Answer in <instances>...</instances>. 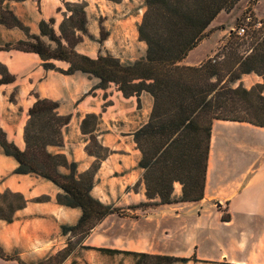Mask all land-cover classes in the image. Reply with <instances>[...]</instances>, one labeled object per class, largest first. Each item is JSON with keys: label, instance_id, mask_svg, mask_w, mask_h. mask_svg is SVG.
Instances as JSON below:
<instances>
[{"label": "crops", "instance_id": "obj_1", "mask_svg": "<svg viewBox=\"0 0 264 264\" xmlns=\"http://www.w3.org/2000/svg\"><path fill=\"white\" fill-rule=\"evenodd\" d=\"M63 1L85 2L88 6V31L93 38L84 37L76 48L79 54L97 58L109 53L124 63L145 56L147 46L138 33L142 20L120 14L121 2L111 6L104 0H26L9 2L8 6L30 34L38 36L42 20L55 18V29L59 30L64 19ZM102 26L107 38L100 42ZM224 32L231 34L230 30ZM26 39L21 29L0 25V46ZM0 64L15 77L14 83L0 85V130L21 150L25 149L28 113L37 98L58 102L59 114L71 116V120L63 129V146L50 151L67 155L84 173L96 159L87 153L89 140L81 131V123L87 115L101 116L98 139L111 153L96 174L92 194L104 204L118 208L120 214L107 217L83 241L82 247L92 249L78 247L64 264H134L132 256L98 249L188 259L173 264H264V128L248 123H215L204 198L199 202L140 207L148 200L142 183L144 170L139 167L141 153L133 133L147 123L152 97L143 94L141 102L145 108L142 105L138 109L137 99L125 98L115 86L93 91L97 79L80 72L64 75L44 69L41 58L34 53L0 51ZM55 64L62 69L69 67L65 62ZM262 81L256 74L244 75L241 80L248 89ZM106 93L108 100L104 98ZM107 101L112 105L103 110ZM17 167V161L6 156L0 146V195L19 194L27 201L24 208L16 211L12 223L0 219V249L4 254L0 264H34L64 250L69 236L63 234L62 227L76 225L82 216L81 209L57 202L61 191L55 184L34 175L16 174ZM176 186L175 194L180 197L182 187L180 183ZM41 197L49 200L38 202ZM130 221L132 232L121 224ZM143 222H163L161 237L151 228L148 236L140 233L138 224ZM203 231L208 239H200Z\"/></svg>", "mask_w": 264, "mask_h": 264}, {"label": "trees", "instance_id": "obj_2", "mask_svg": "<svg viewBox=\"0 0 264 264\" xmlns=\"http://www.w3.org/2000/svg\"><path fill=\"white\" fill-rule=\"evenodd\" d=\"M12 1L26 0H0V25L21 29L27 39L2 45L0 51L34 53L46 70L64 75L80 72L97 79L93 91L115 85L125 98L135 97L139 108L143 94L154 100L147 123L133 133L141 153L139 167L144 170L142 183L148 200L140 207L199 202L204 198L215 122L248 123L264 128V18L259 22L255 19L251 30H245L243 36L238 30L231 31L221 50L202 64L183 65L189 54L208 37L214 21L223 12L231 13L242 0H145L138 33L147 50L144 57L132 63H124L109 53L91 58L76 51L84 37L92 38L86 3L63 1L64 19L59 30L55 29V18L42 20L37 36L30 34L29 28L11 11L8 3ZM109 1L120 3L122 0ZM61 11L62 7L58 9ZM105 38L102 29L100 41ZM56 61L68 63L69 67L59 68ZM249 74L261 77L262 83L250 89L241 83L237 85ZM0 76V85L15 82V77L1 64ZM59 104L37 98L28 113L24 150L0 130L4 154L18 163L16 174L34 175L52 182L61 191L57 196L60 205L82 210L76 225L62 227L63 234L69 236L67 248L34 264H64L101 222L110 215L120 214L118 208L104 204L92 194L96 174L111 153L98 139L101 116L87 115L81 123V131L89 140L87 153L96 160L88 171L80 173L78 164L67 155L50 151L52 147L63 146V129L71 120V116L59 114ZM179 183L182 194L177 197ZM138 186L139 183L135 189ZM48 200V197L37 199L38 202ZM26 204L19 194L0 195V219L12 223L16 211ZM98 251L132 256L134 264L188 261L167 255ZM0 256L4 257L2 249ZM20 264L25 263L20 261Z\"/></svg>", "mask_w": 264, "mask_h": 264}, {"label": "rangeland", "instance_id": "obj_3", "mask_svg": "<svg viewBox=\"0 0 264 264\" xmlns=\"http://www.w3.org/2000/svg\"><path fill=\"white\" fill-rule=\"evenodd\" d=\"M104 1H106L105 4H109L111 6H115L114 4H116L115 2H112L109 0H104ZM122 1H121L120 6H118V7H120V12H119L120 14L121 13H123V14L128 13V15H132L134 17H139L142 20V16L144 14L145 5H146L145 0H122ZM83 3H85V2H83ZM114 11L117 12L116 9H114ZM263 18H264V0H242L231 13L228 14V13L223 12L222 15L219 16L218 19H216V21L210 27V33H209L208 37H206L207 40H205L202 44H200L195 50H193L189 54L187 59L183 62V65H196V63H198L199 61L204 60L206 58V56L207 57L210 56L208 54L213 52L215 49L214 53H212V56L210 58L214 57L215 54L217 52H219L221 50V48L227 42L226 39L228 38L229 33L224 32V31L230 30V32L231 31L236 32L237 30H239L237 28H239L240 26H241V28H244L245 30L249 31V30H251L250 26L252 25V23L255 19L259 22ZM260 26H261L260 24L257 25V28H259ZM102 29H103V33L106 34L105 28L102 26L101 32H100V39H101ZM222 34H223V36H222ZM86 37H88V36H86ZM106 38H107V34H106ZM103 41H100V42H103ZM139 52L141 53V50ZM208 59H205L204 62L207 61ZM240 83L244 86V83H242L241 81L237 85H239ZM112 86H115V85H112ZM108 97H109V95L106 93L104 95L105 100H108ZM110 105H112V102L107 101L103 105V110L107 109ZM142 105H144V102L143 103L141 102V108H142ZM137 108L140 109L138 107V102H137ZM143 108H145V105ZM218 122H220V121H217L215 123H218ZM218 129L222 130V133H223V131H224L223 128L219 127ZM225 134H227V133H225ZM220 140H221V138L219 137L218 145L216 148L217 158H219L218 151L220 148V146H219ZM176 190H177V188H176ZM177 192H178V190H177ZM118 218H120V220H122L124 217H118ZM137 218H139V217H137ZM132 221H133V219H132ZM132 223L133 222H131V221L130 222H122L121 223L123 226L122 228L124 230L129 231V232H132V231H134V228L132 227ZM162 223L163 222H161L159 224L157 222H150V223L143 222L141 224H138L139 225L138 230L140 233L146 234L148 236L149 228H151V229H153V233L155 232V234L158 237H161L162 232L164 230V223L163 224ZM180 230L181 229H179V231ZM212 235H215V234L213 233ZM206 236H207V233L203 231L202 235L200 236V239H208ZM142 238H144V237H142ZM147 238L148 237H146V239ZM178 238L182 239V236H179ZM78 264H87V263H83L82 261H79Z\"/></svg>", "mask_w": 264, "mask_h": 264}, {"label": "built area", "instance_id": "obj_4", "mask_svg": "<svg viewBox=\"0 0 264 264\" xmlns=\"http://www.w3.org/2000/svg\"><path fill=\"white\" fill-rule=\"evenodd\" d=\"M237 32H238V34H239L240 36H243V35L245 34V29H244V28H241V29H239Z\"/></svg>", "mask_w": 264, "mask_h": 264}]
</instances>
